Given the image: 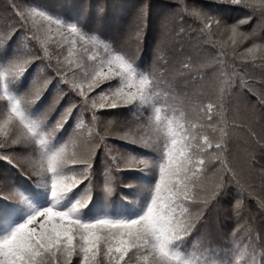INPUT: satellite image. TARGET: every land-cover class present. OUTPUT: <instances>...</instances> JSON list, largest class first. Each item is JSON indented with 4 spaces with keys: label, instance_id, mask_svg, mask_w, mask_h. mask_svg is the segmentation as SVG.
<instances>
[{
    "label": "snow or ice",
    "instance_id": "snow-or-ice-1",
    "mask_svg": "<svg viewBox=\"0 0 264 264\" xmlns=\"http://www.w3.org/2000/svg\"><path fill=\"white\" fill-rule=\"evenodd\" d=\"M226 2L249 14L229 24L191 0H172L145 69L136 65L138 47L130 52L124 42L114 46L77 24L34 7L21 8L15 0L8 4L0 50L14 35L17 41L13 55L0 61V160L32 179L35 202L12 181H0V200L28 205L22 222L0 232V264H262L264 227L257 226L248 205L258 201L264 219V169L257 176L247 162L257 152L264 155V0ZM147 16L144 0L135 15L137 41ZM37 20L47 26L44 35ZM169 20L176 22L172 32L166 28ZM218 33L228 35L231 46L213 42L206 51ZM66 37L76 52L72 59L63 55ZM173 38L187 45L180 54L166 44ZM245 41L249 46L239 52ZM35 62L39 67L33 80L17 90L20 77ZM210 66L206 92L181 89L182 81L185 88L197 78L205 81L209 73L203 70ZM53 81L51 102L34 112ZM69 93L78 99L48 123ZM129 106L145 114L151 110L143 124L148 135L137 137L132 131L137 122L132 121L119 139L153 156L117 149L107 143L104 128L96 130L97 109ZM73 109V131L57 144L54 133ZM85 113L87 135L82 131ZM101 149L104 168L97 179L93 163ZM123 170L155 176L135 215L110 202ZM95 192L103 194L104 202L93 210ZM15 210L13 203H0V226L11 224ZM213 211L234 221V227L222 231L221 222L211 221ZM193 237L199 242L198 256L189 251Z\"/></svg>",
    "mask_w": 264,
    "mask_h": 264
},
{
    "label": "trees",
    "instance_id": "trees-1",
    "mask_svg": "<svg viewBox=\"0 0 264 264\" xmlns=\"http://www.w3.org/2000/svg\"><path fill=\"white\" fill-rule=\"evenodd\" d=\"M12 2L13 0H0V27H2L6 21L8 16L7 6ZM143 2L144 0H15V3L21 8L34 7L54 18L61 19L66 23L77 24L82 30L89 33H95L102 39L112 43L114 46H119L122 42H124L130 52L135 51L138 47L139 52L136 65L140 69H145L151 65L154 49L160 37L162 24L164 23L162 19L174 7L172 0H148V16L146 26L142 31L139 41H137L135 37V15ZM191 3L207 11L209 14L219 17L229 24L235 23L242 17L249 14L248 10L226 2V0H191ZM101 6L103 7L102 13L99 12V8ZM250 26L251 22L248 25L243 26L244 28H242L241 31H247ZM37 27L40 28L41 34L44 35L45 28L47 27L44 22L37 20ZM166 28L169 32H172V30L176 28V22L169 20L166 23ZM215 32L216 30L213 29V33ZM16 41L17 36L14 35L9 40L7 45L0 50V61L7 60L13 55L16 48ZM213 42H226L228 46H231V40L228 35L218 33L210 37L205 46L206 51H210L212 49ZM257 43H259V41H257ZM166 44L175 54H180L182 49L187 47L186 44L175 38L170 41H166ZM244 46H249L247 41L244 42V45L241 46L238 51L243 52ZM79 47L80 45L77 44L76 48L79 49ZM62 49L65 58L72 59L73 57L71 56H75L67 55V52H71L72 54L76 53L71 46H64ZM216 51H219V48H217ZM229 60H231V57H229ZM236 62L249 63V61L246 60H237ZM38 67L39 62H35L28 67L16 85L17 90L22 91L28 87L34 78ZM203 71L209 73V76L205 81L202 82L197 78L195 83L191 84V86L187 88L184 87V82L182 81L181 89L186 92H191L193 90L206 92L208 90L206 86L207 80L210 79L212 75L211 66L209 68H205ZM55 90L56 82L53 81L40 100L37 101L33 111H43L51 102V99L55 94ZM158 91H162V89H158ZM73 99H78V97L74 98L71 93L64 96V98L61 99L60 104L49 117L48 123H52L57 118L60 111L67 104L71 103ZM234 103L238 104L239 100L234 98ZM157 106L159 107V105ZM132 111L133 109L130 106L104 110L97 109V113L100 115V123L97 125L96 130L100 131L101 128H104L107 133V143L117 149L133 152L143 156H153L154 154L149 152L150 150L143 149L134 144L126 143L119 139V134L127 130L126 126L132 123V121L137 122L133 124L132 127V131L137 137L140 135H148L147 130L143 127V124L148 117L152 115L151 110H149L148 114H145L142 111ZM76 115L77 111L73 109L72 116H70L68 121L59 131L54 133L55 143L59 144L63 142L67 139L68 135L71 134L75 123L77 122L75 119ZM141 117L144 119L142 120ZM83 120L84 127L82 128V131L85 135H87L89 125V117L87 113L84 114ZM235 162L242 163L241 161ZM247 166H250L254 173L258 176L260 171L264 169V155L257 152L254 158L247 162ZM93 168L96 171L97 179H99L100 173L104 168L102 149L97 152ZM119 176L120 185L113 192L110 202L117 208H124L126 210V214L135 215L140 210L139 205L147 198V192L145 190L146 186L151 185L154 182L155 176L138 170H123L119 173ZM4 179L12 181L21 194L28 197L30 202H35L32 179L21 174L12 165L0 160V181ZM259 186L260 181L257 179V191L259 190ZM82 187L83 185L79 186L78 189L74 190V192L78 193L79 188ZM36 191L44 192L45 190L36 189ZM93 201L94 202L91 204L92 209L96 210L100 208L104 202L103 194L101 192H95L93 194ZM0 203H13L16 208L11 217V224L0 226V232L6 231L9 227L14 226L15 223L22 222L28 215V205L23 201L0 200ZM248 209L250 213L255 215L257 226L264 227V219L259 216L260 209L258 207V201H252L248 205ZM211 221L214 223L221 222V230L225 233L229 232L232 227H234V221L231 219L222 220L221 214L216 211H213L211 214ZM198 248V239L193 237L190 242L189 251L193 253V255L198 256ZM73 259L75 260V257ZM258 259L262 262V264H264V256H260Z\"/></svg>",
    "mask_w": 264,
    "mask_h": 264
},
{
    "label": "rangeland",
    "instance_id": "rangeland-1",
    "mask_svg": "<svg viewBox=\"0 0 264 264\" xmlns=\"http://www.w3.org/2000/svg\"><path fill=\"white\" fill-rule=\"evenodd\" d=\"M55 39H57L56 37H53V40H55ZM70 41H71V37H66V42L65 41H62L61 42V46L62 47H64V46H71V43H70ZM50 43H51V41H50ZM79 45V44H78ZM66 49V48H65ZM63 55H64V52H63ZM67 55H69V56H71V55H76V53H71V52H67ZM71 57H75V56H71Z\"/></svg>",
    "mask_w": 264,
    "mask_h": 264
}]
</instances>
